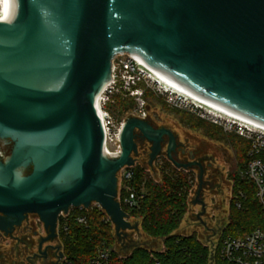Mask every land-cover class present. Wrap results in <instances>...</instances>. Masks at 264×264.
<instances>
[{
    "label": "water",
    "instance_id": "1",
    "mask_svg": "<svg viewBox=\"0 0 264 264\" xmlns=\"http://www.w3.org/2000/svg\"><path fill=\"white\" fill-rule=\"evenodd\" d=\"M128 53L264 127V0H18L15 20L0 23L2 234L36 215L48 234L41 249L58 238L62 215L93 205L118 238L139 229L118 200L139 134L152 145L151 164L165 143L178 170L199 168L205 213L204 165L173 159L170 129L130 117L121 153L105 152L96 99L114 59Z\"/></svg>",
    "mask_w": 264,
    "mask_h": 264
},
{
    "label": "trees",
    "instance_id": "2",
    "mask_svg": "<svg viewBox=\"0 0 264 264\" xmlns=\"http://www.w3.org/2000/svg\"><path fill=\"white\" fill-rule=\"evenodd\" d=\"M138 87L141 89L140 85ZM130 108L128 101L120 97H115L114 103L108 106L116 119L126 115ZM198 126L211 140L229 145L238 163L232 177L235 201L230 222L216 243L214 254L216 264H226L220 258L222 242L228 237L244 236L257 228L264 229V209L256 197L255 184L243 177L250 142L234 134H225L221 128L209 123L200 122ZM131 170L132 179L120 190L122 208L131 219L140 222L146 235L163 240V250L137 247L123 256L115 248L117 237L111 220L99 206L93 205L89 210L73 209L66 219L59 220L58 238L66 259L63 264H93L102 253L108 254L104 264H211L210 246L200 242L195 235L174 234L188 211L193 188L191 172L187 174L168 164L161 167V181L156 182L142 166L136 165ZM127 189L137 198L138 204L133 208L123 202L130 195ZM79 217H85L86 224H80Z\"/></svg>",
    "mask_w": 264,
    "mask_h": 264
},
{
    "label": "rangeland",
    "instance_id": "3",
    "mask_svg": "<svg viewBox=\"0 0 264 264\" xmlns=\"http://www.w3.org/2000/svg\"><path fill=\"white\" fill-rule=\"evenodd\" d=\"M1 9L2 0H0V11ZM128 59L129 56L126 54L117 58L116 65L118 67V73L121 68H123V63L127 62ZM153 80L158 85L160 84L155 79ZM139 85L142 89L140 91L143 93L141 97H131L126 95V91H119L118 89L111 90L113 92L112 103H114L115 97H120L123 101H128L129 106L131 107L126 115L116 120L118 123H122L130 117H137L140 119L149 117L158 128L163 127L174 131L181 142L188 140L189 144L187 146L192 152L201 150L199 157H204L207 160L204 162L206 168L203 179L204 185L199 198L205 203V213L201 215L203 207L201 204L196 203L197 193L200 186V172L197 168H193L191 169L193 188L189 196L188 211L181 222L180 228L175 231L174 234L177 236L195 235L200 242L211 247L220 240L223 232L227 229V224L230 222V214L235 201L233 196L232 177L236 173L238 163L236 155L229 145L208 138L198 124L200 122L209 123L221 128L225 134L240 136L235 133L234 130L215 123L211 117L215 114L214 116L229 120L223 118V115L216 113L210 115L209 112L199 108L196 109L190 105L170 104L169 96L161 92L158 89V86L149 80H143ZM160 88L165 91V87L162 84H160ZM168 92L173 93L172 91ZM175 96L182 99L178 95ZM182 100L187 103L190 102L186 99ZM143 115H146V117L143 118ZM149 152L151 154V150H149ZM209 163H212L211 168L207 167ZM145 169L156 182L161 181V168L149 167ZM184 172L188 174V171ZM122 173L123 170L118 175L119 192ZM129 221L133 226L138 224L139 229L124 231L120 238L116 236L117 243L115 248L119 253L126 256L137 247L158 251L163 250V240H155L146 235L141 229L138 220L130 218ZM30 224L33 226L31 235L34 236L33 233L37 230L40 234L39 236L46 238L48 234L38 217L31 216ZM33 236H31V239ZM32 241L33 246L31 252L24 253L23 244H15V242L9 240L7 236H0V264H28L29 255L34 256L36 253L41 256V258L45 257L44 254L39 251L38 241L36 239H32ZM46 244L47 246L51 245L54 248L58 247V249H56V251L55 249L48 251L46 263H44L45 261H42L39 257L38 259L32 257L31 260L34 261L33 264H58L62 253V245L60 241H51ZM12 246H16V248L14 249Z\"/></svg>",
    "mask_w": 264,
    "mask_h": 264
},
{
    "label": "built area",
    "instance_id": "4",
    "mask_svg": "<svg viewBox=\"0 0 264 264\" xmlns=\"http://www.w3.org/2000/svg\"><path fill=\"white\" fill-rule=\"evenodd\" d=\"M123 55L124 54L119 55L114 59L112 82L110 83L109 87H106L105 91H103L96 103V111L100 118L105 134V150L110 152L111 156H118L121 153L120 137L124 125V122L118 123L116 118L108 110V106L113 104V92L111 90L118 89L119 91H126V95L131 97H141L143 93L140 91L142 89L138 87L139 83H141L143 80H149L153 84H156L161 92L169 96L170 104L190 105L196 109L198 108L195 105L189 104L184 100L179 99L171 92L163 91L160 88V84L158 85L151 78L150 74L142 70L139 62L136 59L130 58L128 54H126L129 56L128 61L123 63V68H121L120 72L118 73L116 60ZM145 117L146 115H143V118ZM211 117L215 123L234 130V132L240 137L250 142L251 147L248 153L249 159L246 169L243 173V177L255 184L256 197L264 209V131L255 129L253 130L247 124L244 125L234 120H224L214 115ZM132 168H126L123 170L122 176L120 178V190L122 186L124 187L125 182L132 179ZM127 190L130 195L126 197L123 202L126 206L133 208L138 204L136 200L137 198L130 189ZM118 200L121 203L120 192ZM238 207H240L239 204ZM68 215H62L60 219H66ZM77 221L80 224H86L85 217H79ZM215 246L216 243L211 246V264H216L214 258L216 248ZM220 248V258L226 264H264V229L257 228L252 232L240 237H228L222 242ZM107 259L108 254L102 253L99 259L94 261L93 264H104ZM65 262L66 259L63 258L62 264Z\"/></svg>",
    "mask_w": 264,
    "mask_h": 264
},
{
    "label": "flooded vegetation",
    "instance_id": "5",
    "mask_svg": "<svg viewBox=\"0 0 264 264\" xmlns=\"http://www.w3.org/2000/svg\"><path fill=\"white\" fill-rule=\"evenodd\" d=\"M145 119L147 121H149L155 128L159 129L158 126H156L154 124V122L149 117H147ZM171 132H173V134L175 135L176 142H177L176 150H175V152L172 153L173 159L177 163H181V164H187V163L192 162V161H198V162L203 163V165H204V162L207 160L204 157L203 158L199 157L200 156L199 154H201V150H199V151L196 150L195 152H192L187 146L189 144L188 140H185V142H181L179 140L177 134H175L174 131H172V130H171ZM165 139L168 140L166 137H165ZM137 145H138V153L135 156L136 165L142 166L143 168H149V167L150 168H152V167L161 168V167H164V166L170 164L171 168L177 170V167L175 166L174 162L170 161L168 156H167V145L165 143H163V146H162L163 148H162L161 154L153 161L152 164L150 163L151 159L149 156L150 155L149 150H151L152 145L147 140H145L140 134L137 137ZM0 148L1 149H7V148L9 149V147L6 146L5 144H3V142H0ZM198 158H200V159H198ZM207 167L211 168L212 163H209ZM194 168H197L199 170V168L197 166ZM204 168H205V165H204ZM188 172H191V170H189ZM31 216L38 217L36 215H29L28 219L26 221H24L20 227H16L15 230L13 231V233L9 234L7 237L9 238V240L15 242V244H17V243H18V245L23 244L24 245L23 246L24 253L31 252V249L33 246L32 239H36L38 241L39 251H40V253L44 254L45 257L41 258V256H39L37 253L34 254V256L29 255L28 264H33L34 261L31 260L32 257H34L35 259H38V257H39L42 259V261H45L44 263H46L48 251H52L54 249L56 251V249H58V247L54 248L53 246H51V245L47 246V244L44 243L40 249V244L44 238L42 236H39L40 234H39V232H37V230L34 231V233H33L34 236L31 235V232L33 229V226H31V224H30ZM2 235H3V237L5 236V234L0 233V236H2ZM31 236H33L32 239H31ZM47 236H46V238H47ZM54 241H59V238H57V240H54ZM13 248L15 249L16 246ZM62 261H63V258H61V255H60V260H59L58 264H62Z\"/></svg>",
    "mask_w": 264,
    "mask_h": 264
},
{
    "label": "bare ground",
    "instance_id": "6",
    "mask_svg": "<svg viewBox=\"0 0 264 264\" xmlns=\"http://www.w3.org/2000/svg\"><path fill=\"white\" fill-rule=\"evenodd\" d=\"M17 12H18V0H2V9L0 11V23H4V24L12 23L16 18ZM128 55L130 56V58L136 59L139 62L142 70L150 74L152 79H155L158 83L162 84L165 87V91H172L174 95H178L180 98L190 101L189 103H192V105H195L199 109L207 111L210 114H214V113L221 114L224 116L223 118L229 119V121L234 120L244 125L247 124L253 130L255 129V130L264 131V127L262 125L254 123L253 121H250L240 116L239 114L233 112L231 109L227 108L226 106H223L219 103H216L214 101L208 100L200 96L199 94L195 93L193 90L184 86L182 83L178 82L177 80L170 77L166 73L151 68V66H149V64L139 55L135 53H128ZM99 97L96 99V103ZM105 152L110 155V152H107V150H105Z\"/></svg>",
    "mask_w": 264,
    "mask_h": 264
}]
</instances>
